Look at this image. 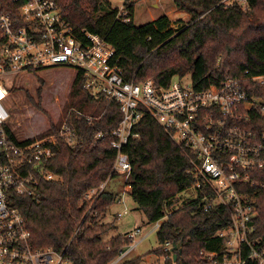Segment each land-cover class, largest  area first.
<instances>
[{"label": "trees", "instance_id": "16d2710c", "mask_svg": "<svg viewBox=\"0 0 264 264\" xmlns=\"http://www.w3.org/2000/svg\"><path fill=\"white\" fill-rule=\"evenodd\" d=\"M173 1L179 10L190 14L188 24L179 29L172 27L167 14L135 24L134 2L130 4V20L124 21L117 18L118 9L111 8L106 0H58L80 40L89 31L114 46V61L126 80L151 78L156 84L167 86L175 77L190 74L195 87L204 89L229 76L246 75L247 70L250 75L264 74V0H248L247 9L237 4L226 7L220 0ZM1 12L20 20L18 4L13 0H0ZM38 80L37 97L29 92L27 97L35 108L48 115L51 128L43 134L55 132L68 118L84 141L73 147L61 141L49 162L57 178L41 180L35 196L13 193L12 202L27 219L35 247L65 252L70 264H110L132 242L126 234L104 239L114 224L100 219L119 195L106 189L92 204L84 200V195L110 176L119 175L112 173L117 152L108 134L121 120L119 105L104 96L91 95L84 88V75L76 72L64 116L56 123L42 106L45 81L41 77ZM255 85L257 94L264 97V86ZM7 87L11 92L12 86ZM71 109L81 114L69 113ZM88 116L93 117V122H88ZM258 119L259 127H264V113H259ZM137 130L140 136L124 149L133 165L128 192L149 223L168 215L158 229L161 246L154 252L165 256V264H211L203 251L217 252L219 260L226 251L225 238L219 232L230 227L231 210L222 204L206 207L209 201L199 191L196 198L169 211L178 196L195 183L194 176L187 172L189 157L152 116L145 114ZM9 131L16 139L13 130ZM99 131L107 132L106 137L96 139ZM252 174L259 184L250 187L258 209L256 231L251 238L260 237L264 243V169ZM167 241L181 243V250L172 246L165 251ZM245 258L246 264H259L254 258ZM142 261L143 256H137L119 264Z\"/></svg>", "mask_w": 264, "mask_h": 264}, {"label": "built area", "instance_id": "2783aa9c", "mask_svg": "<svg viewBox=\"0 0 264 264\" xmlns=\"http://www.w3.org/2000/svg\"><path fill=\"white\" fill-rule=\"evenodd\" d=\"M18 4L20 20L0 13V264H70L65 252L50 247L38 248L27 219L12 202L13 193L35 196L41 180L56 179L49 168L60 142L73 147L84 140L71 119L65 118L51 133L20 139L10 134V112L5 99L9 95L5 77L37 73L56 67L74 68L85 77L84 88L94 97L116 101L121 120L108 133L116 149L112 173L124 178L123 194L133 165L125 146L140 136L137 126L145 114L152 116L180 146L190 160L187 170L195 178L192 190L209 201L206 207L222 204L231 210L232 223L219 232L225 238L226 251L219 260L217 252L203 251L211 264H246L248 258L264 264L262 238H251L256 231L258 209L255 192L259 184L252 171L264 169V127H259V113H264V97L256 84L264 86V74L229 76L219 84L196 88L192 79L175 77L167 86L145 80H126L116 61L114 46L103 36L86 32L80 40L62 12L58 0H13ZM124 0L118 19L130 20V4ZM248 0H220L229 7H249ZM76 111L71 109L69 113ZM81 114L80 111H76ZM93 122V117H87ZM99 131L96 139L106 137ZM110 176L86 192L84 200L92 204L107 189ZM125 203L124 196L118 197ZM125 211L118 213L124 215ZM170 212H168L169 214ZM160 221V220H159ZM156 222V228L162 223ZM141 232L128 234L132 242L110 264L121 263L136 248ZM151 231H148V235ZM173 246L167 241L163 249Z\"/></svg>", "mask_w": 264, "mask_h": 264}, {"label": "rangeland", "instance_id": "374dc122", "mask_svg": "<svg viewBox=\"0 0 264 264\" xmlns=\"http://www.w3.org/2000/svg\"><path fill=\"white\" fill-rule=\"evenodd\" d=\"M106 1H108L110 7L114 9H118L124 4V0ZM133 2L134 22L137 25L148 23L153 21L154 18L167 14L173 21L172 27L174 29H179L188 24L190 19L189 15L187 18H178L176 20L174 13L176 9H179L176 7L173 0H134ZM39 77L43 78L45 81L43 86L42 106L51 114L52 118L57 123L64 116L63 109L68 100L73 80L76 77V71L74 68L62 67L44 70L40 73H21L16 76L7 75L5 77V83L8 86H12L10 87L11 92L9 90V96L5 99L6 106L11 115L9 118V125L20 139L38 136L51 125L48 115H46L44 111L35 108L27 97L28 92L37 97L35 93L40 85L38 80ZM187 78H191V75L187 74ZM124 187V178L120 175L115 176L114 179H111L108 183L107 189L117 193L119 198L124 196L125 203H121L117 200L100 219L103 223L114 224L113 228L104 235V239L108 240L118 235H128L130 232L140 228L141 232L136 238L141 240V237L148 231H151L139 242L137 247L132 249L122 260L137 256H143L144 259L146 258L148 260V257L151 256V258L156 259L154 264H165V257L154 252L161 246L156 222H148L146 214L143 210L138 208L129 192L125 195L123 194ZM193 198H196V193L192 189L180 194L169 211L173 208L182 206ZM126 207V213L119 216L118 213L125 211ZM167 218L168 215L159 222L162 223ZM146 262V260L143 261L144 264H147Z\"/></svg>", "mask_w": 264, "mask_h": 264}, {"label": "crops", "instance_id": "0c3cea01", "mask_svg": "<svg viewBox=\"0 0 264 264\" xmlns=\"http://www.w3.org/2000/svg\"><path fill=\"white\" fill-rule=\"evenodd\" d=\"M155 5L157 6V4L155 3ZM175 15V18H176V20L178 19V18H187L190 14L187 12V11H184V10H175V13H174ZM155 19H157V18H154L153 20H155ZM133 232V231H132ZM131 233V232H130ZM142 239L144 238V236L143 237H141ZM141 239V240H142ZM140 240V241H141ZM165 257V256H164ZM149 259L147 260L146 258L144 259V257H143V261H147L146 263L147 264H154V262L156 261V259H153V258H151V256H149L148 257ZM143 261H142V263H143ZM144 264V263H143Z\"/></svg>", "mask_w": 264, "mask_h": 264}, {"label": "water", "instance_id": "95a60500", "mask_svg": "<svg viewBox=\"0 0 264 264\" xmlns=\"http://www.w3.org/2000/svg\"><path fill=\"white\" fill-rule=\"evenodd\" d=\"M173 246H174V249H180L181 250V243H177V242H174V244H173ZM177 258V255L175 254V259Z\"/></svg>", "mask_w": 264, "mask_h": 264}]
</instances>
